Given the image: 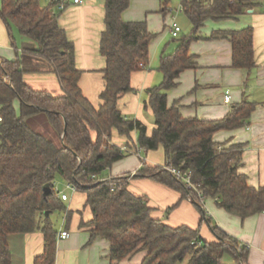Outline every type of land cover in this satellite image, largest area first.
I'll return each instance as SVG.
<instances>
[{
  "label": "trees",
  "instance_id": "obj_1",
  "mask_svg": "<svg viewBox=\"0 0 264 264\" xmlns=\"http://www.w3.org/2000/svg\"><path fill=\"white\" fill-rule=\"evenodd\" d=\"M130 2L105 0L106 29L100 40V53L106 59L102 70L105 84L101 102L95 106L80 86L83 71L77 66L75 44L53 9L61 0H52L48 6L40 0H0V17L37 43L34 52L50 62L64 90L62 95H54L31 87L24 80L20 58L0 57V264H12L10 235L35 231L44 235V250L34 264H55L58 229L52 216L65 208L56 189L57 177L85 193L93 217L82 225L90 229V242L98 237L109 241L112 264H120L140 250L147 254L139 264H225L221 260L226 253L233 256L235 264H248V246L218 226L212 228L216 240L206 241L196 229L172 227L154 217L147 196L134 192L130 180L150 176L184 197L192 195L202 206L199 193L166 168L182 166L184 171H192V181L203 196L215 198L228 212L246 218L264 211V186L251 185L247 174L239 170L243 143L225 146L214 139L220 130L242 127L256 103L243 99L219 119L185 117L176 103H168V91L192 66L190 44L199 38L196 34L204 22L237 17L258 0L186 3L192 31L178 36L175 51L162 56L159 69L164 78L148 89L146 107L152 110L155 124L150 133L144 123L126 118L118 107L120 97L133 90L132 73L148 63L149 45L155 36L145 21L122 18ZM218 35L230 38L232 67L254 66L252 26L229 32L217 30L209 37ZM16 99L20 101L18 111ZM43 113L50 124L48 134L34 125V119ZM134 130L139 132L141 148L162 149L164 164L144 161L134 174H106L114 163L131 154L112 142L113 132L131 141ZM46 184L50 191L45 195Z\"/></svg>",
  "mask_w": 264,
  "mask_h": 264
},
{
  "label": "crops",
  "instance_id": "obj_2",
  "mask_svg": "<svg viewBox=\"0 0 264 264\" xmlns=\"http://www.w3.org/2000/svg\"><path fill=\"white\" fill-rule=\"evenodd\" d=\"M40 1L43 6L50 4L48 0ZM61 2L66 5L65 9L59 8L60 3L53 9L61 26L75 44L77 66L83 71L80 86L84 95L98 106L105 84L102 70L106 66V59L100 53L101 35L106 29L105 0ZM122 18L125 21H145L148 29L155 34L149 45L148 63L141 70L132 73L133 90L124 93L118 101L123 115L140 120L150 133L155 124L152 110L146 107L148 89L162 82L164 74L159 69L161 58L175 51L179 44L178 36L172 35L170 39V34L166 32L167 21L162 0H131ZM208 22L211 25L207 27ZM248 26L254 29L255 64L247 69L234 68L229 36H209L217 30L229 32ZM196 35H200L199 38H195L190 44V53L194 56L192 66L180 74L177 86L168 91V103L170 106L176 103L185 117L219 119L225 117L232 106L243 99L255 102V110L242 127L220 130L214 135V139L225 146L243 143L239 170L247 174L251 185L264 186L263 0H258L257 4L246 8L237 17L207 19ZM37 48V43L21 34L16 25L12 24L10 28L0 17V57L6 60L20 58L26 83L35 89L62 95L64 90L57 74L46 58L34 52ZM228 89L232 92L230 103L224 102ZM14 105L18 111L20 101L16 99ZM93 136H96L94 131ZM138 136L139 132L134 130L130 141L116 131L113 132L112 141L120 146H128L131 154L139 160L124 158L114 163L110 169L112 175L135 173L144 161L154 165L164 164L162 149L141 148L138 145ZM130 188L138 194L146 195L153 208L152 215L166 224L172 227L187 225L198 230L199 235L206 241L216 240L212 230L216 225L248 246V264H264V211L241 218L221 207L213 197L205 198L204 205L200 206L182 196L178 190L150 176L131 179ZM68 196L63 204L65 208L62 210L64 216H61L63 224L60 229H67L71 235L66 239L59 238L58 230L55 264H112L108 256L109 241L98 237L90 242V229L82 225V222H88L93 217L91 208L86 205L85 193L77 190ZM9 245L12 264H34L35 257L44 250V235L41 231L12 234ZM146 254V250H140L120 261V264H139Z\"/></svg>",
  "mask_w": 264,
  "mask_h": 264
},
{
  "label": "built area",
  "instance_id": "obj_3",
  "mask_svg": "<svg viewBox=\"0 0 264 264\" xmlns=\"http://www.w3.org/2000/svg\"><path fill=\"white\" fill-rule=\"evenodd\" d=\"M48 1L51 2L52 0H48ZM81 1L82 0H74L75 3H79ZM173 1H176L174 5L171 4ZM189 1L191 0H162L163 13L169 19L168 28L174 37L179 36V34L182 32V27L178 24L177 16L180 13L186 11V3ZM263 4H264V0H263ZM59 8L63 10L66 8V5L61 2L59 4ZM7 77H8V74L6 75V78ZM231 101H232V92L230 89H228L226 90L225 95H224V102L230 103ZM120 147L124 151L132 152L128 146H120ZM218 148L221 149L222 146H219ZM166 168L168 169V171L173 173L177 178L184 180L187 183L188 188L196 190L200 195L202 205H204L205 197L203 196L202 192H200L195 186V184L193 183L191 170L184 171L182 169V166H179V167L166 166ZM67 187L71 189L73 192H76L78 190V188L70 181H67ZM56 189L58 190V196H60L64 201L69 198L68 193L64 191H60L57 187ZM188 199L191 201H194V198L192 197V195H188ZM70 235L71 233L67 229H60L58 232V237L62 239L69 238ZM194 242H196V240ZM198 242L201 243L200 241Z\"/></svg>",
  "mask_w": 264,
  "mask_h": 264
},
{
  "label": "rangeland",
  "instance_id": "obj_4",
  "mask_svg": "<svg viewBox=\"0 0 264 264\" xmlns=\"http://www.w3.org/2000/svg\"><path fill=\"white\" fill-rule=\"evenodd\" d=\"M176 3V1H173L171 4L174 5ZM166 17V21H167V27H166V32H168V34H170V39L172 38V33L171 31L169 30L168 28V17ZM177 21H178V24L182 27V32L179 34V36L181 35H184V34H189L191 31H192V28H193V25L190 21V19L188 18V16L186 15L185 12H182L180 13L178 16H177ZM211 25V22H208L207 23V27ZM35 122H34V125L37 127V130L39 131H42L44 133H47L50 131V124L45 116V114H41V116H38L36 119H34ZM144 153V151H143ZM134 159V158H137L135 155H132V154H129L128 156L125 157V159ZM138 159V158H137ZM139 160V159H138ZM115 172V171H114ZM106 174H111V170L108 169L106 171ZM56 187L60 190V191H64L68 194H71L73 191L71 189H69L67 187V181H65L62 177H57L56 179ZM65 213V211H64ZM64 216V214L62 215V211L59 212V211H55L53 213V218H54V223H55V226L58 230H60L62 224H63V221L62 220V217ZM223 263L225 264H235V260L233 258L232 255L226 253L223 255L222 257V260H221ZM241 264V263H240Z\"/></svg>",
  "mask_w": 264,
  "mask_h": 264
},
{
  "label": "water",
  "instance_id": "obj_5",
  "mask_svg": "<svg viewBox=\"0 0 264 264\" xmlns=\"http://www.w3.org/2000/svg\"><path fill=\"white\" fill-rule=\"evenodd\" d=\"M44 190H45V195L50 191V186L48 184H46L44 186ZM46 214H49V212H46Z\"/></svg>",
  "mask_w": 264,
  "mask_h": 264
}]
</instances>
